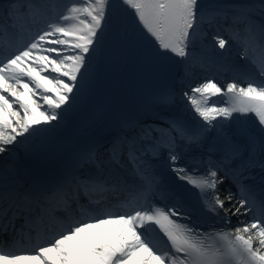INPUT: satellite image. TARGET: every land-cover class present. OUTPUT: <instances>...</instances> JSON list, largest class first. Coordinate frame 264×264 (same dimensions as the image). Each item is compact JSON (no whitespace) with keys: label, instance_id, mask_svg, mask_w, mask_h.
Masks as SVG:
<instances>
[{"label":"snow or ice","instance_id":"6c2138e0","mask_svg":"<svg viewBox=\"0 0 264 264\" xmlns=\"http://www.w3.org/2000/svg\"><path fill=\"white\" fill-rule=\"evenodd\" d=\"M0 264H264V0H0Z\"/></svg>","mask_w":264,"mask_h":264},{"label":"bare ground","instance_id":"6f19581e","mask_svg":"<svg viewBox=\"0 0 264 264\" xmlns=\"http://www.w3.org/2000/svg\"><path fill=\"white\" fill-rule=\"evenodd\" d=\"M110 88L114 92L120 93L123 90L124 85H122L119 81H116L110 86ZM116 98V96L110 95L108 92L101 91L95 98L94 106L97 108L110 106L111 104L115 103Z\"/></svg>","mask_w":264,"mask_h":264}]
</instances>
